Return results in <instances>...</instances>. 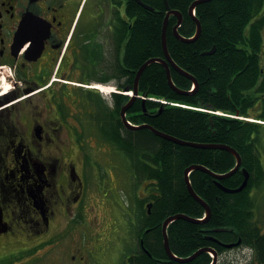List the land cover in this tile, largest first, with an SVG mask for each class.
Here are the masks:
<instances>
[{
  "label": "flooded vegetation",
  "instance_id": "obj_1",
  "mask_svg": "<svg viewBox=\"0 0 264 264\" xmlns=\"http://www.w3.org/2000/svg\"><path fill=\"white\" fill-rule=\"evenodd\" d=\"M129 5L0 0V90L9 91L0 97V264H136L140 254H150V230L138 228L134 250L113 262L111 239L93 215L103 197L97 190L94 199L92 169L104 166L97 155L103 148L111 154L104 139L111 126L89 98L97 92L89 75H105L96 82L104 85L126 83L125 53L136 21ZM245 35L262 73L247 112L264 122V8ZM98 88L109 93L110 87ZM253 137L261 171L248 183V239L235 232L228 243L206 237L218 246L212 248L217 264H264V124Z\"/></svg>",
  "mask_w": 264,
  "mask_h": 264
},
{
  "label": "trees",
  "instance_id": "obj_2",
  "mask_svg": "<svg viewBox=\"0 0 264 264\" xmlns=\"http://www.w3.org/2000/svg\"><path fill=\"white\" fill-rule=\"evenodd\" d=\"M196 1L168 0L171 10L183 15L179 33L186 39L193 38L197 31L196 23L189 14L190 7ZM142 2L154 11L130 0L129 15L131 18L136 17V21L130 31L125 53L124 62L128 69L126 83L118 85L120 90L127 87L133 90L137 73L147 61L165 59L162 33L167 9L164 0ZM263 8L264 0H211L200 4L195 12L202 32L198 40L192 43H184L174 36L173 30L178 19L171 16L167 29L169 54L180 68L197 80V91L188 95L175 91L168 82L165 67L153 63L140 78V98L128 111V120L134 125H150L159 132L187 143L229 146L240 155L241 169H245L250 178L256 176L260 179L258 139L253 137L259 124L235 117L239 109V117L250 118L247 108L252 98L248 94L262 78L257 57L246 51L249 39L245 34L248 25ZM214 48L213 54L204 55ZM171 75L179 90L189 92L194 87L192 80L172 67ZM89 98L98 108L97 113L109 118L111 132L104 139L128 159L135 175L130 178L131 183L133 180L137 186L146 183L153 200L150 213L142 204L139 205L140 224L144 225V230H150L146 244L150 254H140L136 264H211L212 258L207 253L188 263L172 261L164 246L163 223L176 215L204 218L206 210L188 191L185 171L192 166H203L215 174L223 175L234 169L235 156L221 149L179 145L157 136L147 128L127 129L121 119V109L128 103L130 96L114 94L112 107L105 105L99 92ZM159 100L190 108L165 105ZM189 179L195 193L209 205L212 216L204 224L184 219L170 224L167 232L172 253L178 258H188L200 249H217L218 246L206 237L228 243L234 240L233 232L246 242L250 210L248 186L230 194L218 187L214 177L200 170L192 171ZM243 181L244 176L239 170L220 183L226 188L237 189ZM224 230L226 232H221Z\"/></svg>",
  "mask_w": 264,
  "mask_h": 264
},
{
  "label": "rangeland",
  "instance_id": "obj_3",
  "mask_svg": "<svg viewBox=\"0 0 264 264\" xmlns=\"http://www.w3.org/2000/svg\"><path fill=\"white\" fill-rule=\"evenodd\" d=\"M103 76L105 75L101 73H93L89 75V79L96 83ZM111 88L109 93L105 92L104 97L109 98L113 90ZM103 150L105 153H102ZM106 150L103 148L102 152L97 153L104 166L99 170L92 169L98 182V188L94 187L93 190L94 199L100 197L97 190L103 197V199L95 200L97 212L93 215L102 222L101 230L111 239V258L113 262L118 263L135 248L133 237L139 227L137 200L146 198L148 187L144 183L137 186L135 180L131 183L133 171L128 159L122 153L113 149V152L108 154ZM110 227L112 237L109 235ZM106 228H108L107 231Z\"/></svg>",
  "mask_w": 264,
  "mask_h": 264
},
{
  "label": "water",
  "instance_id": "obj_4",
  "mask_svg": "<svg viewBox=\"0 0 264 264\" xmlns=\"http://www.w3.org/2000/svg\"><path fill=\"white\" fill-rule=\"evenodd\" d=\"M136 1L142 7H144L145 9L150 10V11H154V9L152 7H150V6L146 5L145 3H143L142 0H136ZM208 1H211V0H197L190 7L189 14L192 17V19L194 20V22L196 23L197 31H196V34H195V36L193 38L186 39V38L182 37L180 35V33H179V28L181 27V25L183 23V15L180 12H178V11L171 10V8L169 6V3H168V0H164V3L166 5V9H167V15H166V18H165V21H164V28H163V33H162V46H163V51H164L165 59H163V58L151 59V60L147 61L139 69V71L137 73V76H136V79H135V82H134V87H133L134 97L121 110L122 121H123L124 126L127 129H130V130H141V129L147 128V129L151 130L157 136L162 137L164 139H167L169 141L175 142V143H177L179 145H186V146L206 148V149H221V150H226V151L230 152L231 154H233L236 157V159H237V165H236V167L232 171H230L229 173L224 174V175L214 174L213 172H211L210 170H208L207 168H205L203 166H192V167L188 168L185 171V181H186V185H187L188 191L190 192L191 196L199 204H201L204 207V209L206 210L207 218L205 220H198V219H193L191 217H188L186 215H176V216H173V217L168 218L164 222V224H163V236H164V246H165V250L167 252L168 257L172 261H176V262H179V263H188V262H191V261L195 260L197 257H199L201 254L207 253V252H212L213 255H214V257L217 256V254H216V252L214 250H212L210 248H204V249H200L199 251H197L196 253H194L193 255H191L188 258H178V257H176L172 253V251L170 249L169 239H168V234H167V229H168V226L171 223H173L174 221H176L178 219H184V220H187V221L192 222V223H195V224H204V223H207L211 219V216H212V212H211V209H210L209 205L202 198H200L195 193V191L193 190L192 185H191V182H190V179H189L190 173L192 171H194V170H200V171H203L205 173L210 174L212 177H214L216 179L218 187H220L224 192H227V193H230V194L237 193V192H240V191L244 190L246 188V186H247V183H248V180H249V175H248V173L246 171H243L244 172V175H245V181L243 182V184L241 185V187L238 188V189L230 190L228 188L223 187L221 185L220 181L221 180H225V179L230 178L233 175H235L240 170L241 165H242L241 157H240V155L234 149H232L229 146H225V145H201V144L187 143V142L178 140V139H176V138H174L172 136L166 135V134H164L162 132H159V131H157L155 128H153L150 125H142L140 127L133 126L132 124L129 123V121L127 119V113L131 109V107L133 106V104L136 101V99L138 98V87H139V81H140V78H141L142 74L144 73L145 69L149 65H151L153 63H160V64H162L165 67L166 72H167L168 82H169L170 86L175 91L179 92L180 94H186V95L191 94V92L181 91V90H179L175 86V84L173 82V79H172V75H171V67L176 72H178L179 74H181V75L187 77L188 79L192 80L194 82V86H195L194 93L197 91V88H198V82H197V80L192 75H190L189 73H187L185 70H183L182 68H180L173 61V59L171 58V56L169 54L168 46H167V29H168V23H169L170 17L171 16H175L178 19V23H177V25L175 26V28L173 30L174 36L177 39H179L180 41L184 42V43H192V42H195L196 40H198V38L200 37L201 32H202V26H201V23H200L199 19L196 17L195 10H196V8H197L198 5L203 4L205 2H208ZM215 50L216 49L214 48L212 51L204 53V55L213 54L215 52ZM130 90L131 89H129V88L126 89V91H130ZM232 246L233 245H227V247H232ZM216 262H217V260L215 259L213 264H216Z\"/></svg>",
  "mask_w": 264,
  "mask_h": 264
},
{
  "label": "bare ground",
  "instance_id": "obj_5",
  "mask_svg": "<svg viewBox=\"0 0 264 264\" xmlns=\"http://www.w3.org/2000/svg\"><path fill=\"white\" fill-rule=\"evenodd\" d=\"M98 86H102V87H104V88L108 87V86H104V85H97V86H95V87L98 88ZM98 89H99V88H98ZM100 90L104 92V89H101V88H100ZM109 90H110V89H109ZM109 90H108V91H109ZM111 90H112V89H111ZM106 93H107V92H106Z\"/></svg>",
  "mask_w": 264,
  "mask_h": 264
}]
</instances>
